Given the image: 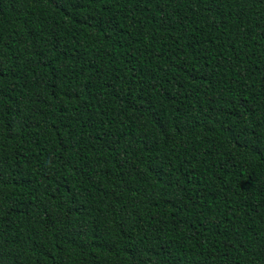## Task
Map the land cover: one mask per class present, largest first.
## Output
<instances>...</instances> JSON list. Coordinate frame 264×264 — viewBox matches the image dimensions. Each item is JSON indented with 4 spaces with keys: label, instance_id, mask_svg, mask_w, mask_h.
I'll list each match as a JSON object with an SVG mask.
<instances>
[{
    "label": "trees",
    "instance_id": "obj_1",
    "mask_svg": "<svg viewBox=\"0 0 264 264\" xmlns=\"http://www.w3.org/2000/svg\"><path fill=\"white\" fill-rule=\"evenodd\" d=\"M0 264H264V0H0Z\"/></svg>",
    "mask_w": 264,
    "mask_h": 264
}]
</instances>
